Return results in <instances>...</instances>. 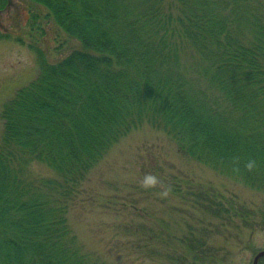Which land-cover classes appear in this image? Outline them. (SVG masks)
<instances>
[{"label":"trees","instance_id":"1","mask_svg":"<svg viewBox=\"0 0 264 264\" xmlns=\"http://www.w3.org/2000/svg\"><path fill=\"white\" fill-rule=\"evenodd\" d=\"M13 11L0 41L26 43L37 72L0 107V264H106L83 249L68 213L91 170L145 125L264 193V0H0V17ZM184 195L226 225L264 230V208ZM207 237L178 238L191 264L221 262Z\"/></svg>","mask_w":264,"mask_h":264},{"label":"rangeland","instance_id":"2","mask_svg":"<svg viewBox=\"0 0 264 264\" xmlns=\"http://www.w3.org/2000/svg\"><path fill=\"white\" fill-rule=\"evenodd\" d=\"M15 16L14 11L8 12L0 21L12 29ZM21 35L28 41L26 34ZM75 45L70 41L60 53L50 50L49 60L60 59ZM36 72L35 57L26 43L0 41V107ZM32 169L50 175L42 165ZM147 174L157 176L160 185L143 188L141 181ZM178 188L181 192L175 193ZM200 190L222 201L233 198L258 214L264 208V193L181 156L164 133L145 125L114 145L91 170L69 210V225L83 249L106 264H178L163 257L166 252L191 264L187 247L178 238L204 232L219 253L221 262L215 264H250L254 254L264 249V230L243 227L239 220L226 225L211 218L184 195ZM162 191L168 195L161 196ZM155 250H162L163 256Z\"/></svg>","mask_w":264,"mask_h":264},{"label":"clouds","instance_id":"3","mask_svg":"<svg viewBox=\"0 0 264 264\" xmlns=\"http://www.w3.org/2000/svg\"><path fill=\"white\" fill-rule=\"evenodd\" d=\"M237 164L239 163V161H236ZM257 164L256 161L254 159H249L248 161H246L244 163V168L251 172L256 168ZM158 185H160V180L157 176L153 175V174H147L143 180L141 181V186L145 189H150V188H156ZM161 196H167L168 192L167 191H162L161 193H159Z\"/></svg>","mask_w":264,"mask_h":264},{"label":"flooded vegetation","instance_id":"4","mask_svg":"<svg viewBox=\"0 0 264 264\" xmlns=\"http://www.w3.org/2000/svg\"><path fill=\"white\" fill-rule=\"evenodd\" d=\"M260 251H264V249H260L254 254L250 264H264V255H261L256 259V256Z\"/></svg>","mask_w":264,"mask_h":264},{"label":"water","instance_id":"5","mask_svg":"<svg viewBox=\"0 0 264 264\" xmlns=\"http://www.w3.org/2000/svg\"><path fill=\"white\" fill-rule=\"evenodd\" d=\"M261 255H264V251L259 252V253L257 254V256H256V259H257L259 256H261Z\"/></svg>","mask_w":264,"mask_h":264}]
</instances>
